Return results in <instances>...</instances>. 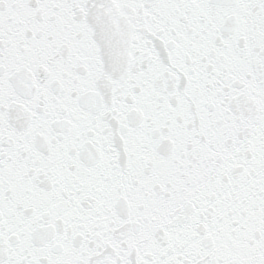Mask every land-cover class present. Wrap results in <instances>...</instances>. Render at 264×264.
Masks as SVG:
<instances>
[{
  "label": "snow or ice",
  "instance_id": "1",
  "mask_svg": "<svg viewBox=\"0 0 264 264\" xmlns=\"http://www.w3.org/2000/svg\"><path fill=\"white\" fill-rule=\"evenodd\" d=\"M0 264H264V0H0Z\"/></svg>",
  "mask_w": 264,
  "mask_h": 264
}]
</instances>
